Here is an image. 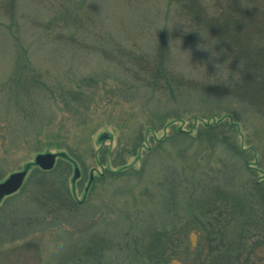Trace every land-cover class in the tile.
Instances as JSON below:
<instances>
[{"label":"rangeland","instance_id":"1","mask_svg":"<svg viewBox=\"0 0 264 264\" xmlns=\"http://www.w3.org/2000/svg\"><path fill=\"white\" fill-rule=\"evenodd\" d=\"M173 2L0 0V182L28 165L0 200V264H208V251H264V117L178 88L216 48L177 38L188 22ZM160 36L171 40L155 83L114 57L151 54ZM39 153L56 155L50 170L33 164ZM220 192L227 214L206 213L224 209ZM223 218L208 249L196 223Z\"/></svg>","mask_w":264,"mask_h":264},{"label":"trees","instance_id":"2","mask_svg":"<svg viewBox=\"0 0 264 264\" xmlns=\"http://www.w3.org/2000/svg\"><path fill=\"white\" fill-rule=\"evenodd\" d=\"M173 3L181 17L188 22V27H184L182 32L179 31L177 38L180 39L182 36L184 42H190L193 46H201L209 40L216 48L213 50L215 52L210 54L214 60L204 58L203 63L208 65V68L200 75L201 78L198 80L177 78L178 88L192 87L210 94L228 95L249 104L264 117V0H206V2L205 0H174ZM198 23L203 29L198 28ZM160 37L151 54L141 57L134 55L133 52L123 53L116 50L114 57H125L137 66L138 73L148 76L149 82L155 83L157 77L166 74L164 54L167 42L171 40ZM222 74L226 75L224 81H221ZM259 191L263 199L264 189ZM224 195L225 193L220 192L216 196L217 199L220 198L224 209L220 210L217 204H209L206 213L227 214L226 201L230 202L231 199L225 198ZM52 198L55 199L57 206L65 210H74L79 205L65 197L55 195ZM235 208L239 210V205L234 203L229 207L230 212ZM231 221L232 219L227 222ZM263 221L260 220L261 225ZM200 222L197 221L196 224L201 237L206 240L208 249L212 250L214 241L220 242L226 233L224 218L216 224L201 220ZM248 235L245 236V240L251 237V234ZM261 241L264 243V237L260 239ZM241 245H246L245 241ZM245 248L247 250V247ZM254 248L252 247V250ZM246 250L241 256H239L240 251H208L211 257L216 255L217 258L213 262L210 257L207 262L208 264H264V257L260 258L264 255V251L257 256L256 251ZM242 257L244 260L239 262Z\"/></svg>","mask_w":264,"mask_h":264},{"label":"water","instance_id":"3","mask_svg":"<svg viewBox=\"0 0 264 264\" xmlns=\"http://www.w3.org/2000/svg\"><path fill=\"white\" fill-rule=\"evenodd\" d=\"M56 155L51 153H39L36 154L33 160V164L37 166L39 169L47 171L50 170L55 163ZM28 168V165L24 167L21 171L14 172L10 174L6 179L2 182H0V200L4 196H8L16 192L26 175V169ZM78 172L75 170L74 178H77Z\"/></svg>","mask_w":264,"mask_h":264}]
</instances>
